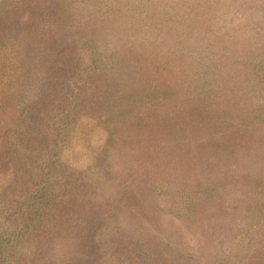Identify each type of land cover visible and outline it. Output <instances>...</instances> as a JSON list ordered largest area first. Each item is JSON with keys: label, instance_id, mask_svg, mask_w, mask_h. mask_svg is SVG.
<instances>
[{"label": "trees", "instance_id": "obj_1", "mask_svg": "<svg viewBox=\"0 0 264 264\" xmlns=\"http://www.w3.org/2000/svg\"><path fill=\"white\" fill-rule=\"evenodd\" d=\"M243 1L6 0L0 12V174L5 176L0 264H58L63 256L55 251L76 242L84 264H112L114 256L116 264H193L158 234L132 235L124 222L115 225L116 237L111 225L105 238L110 209L99 207L103 195L62 156L77 123L86 118L114 125L112 136L125 134L133 148L143 142L155 152L163 136L175 135L170 152L176 147L182 177L175 191L156 184L153 196H172V213L185 225L199 216L211 218L208 208L217 204L216 217L234 223L226 242L235 252L254 250L259 238L255 241L253 231L264 224V172L210 184L195 173L200 161L206 162L205 151L230 155L241 167L239 156L259 154L264 145V108L245 105L236 94L250 77L264 78V59H248L252 49L259 50V33L251 26L264 24V11L251 23L256 1L251 12L242 8ZM91 2L97 7L88 8ZM84 24L91 28L87 33ZM238 24L250 26L244 35L229 29ZM225 36L231 44L239 37L244 43L222 47ZM114 37L124 41L113 42ZM242 53L248 60L240 62L241 74L225 91L216 59L231 62ZM174 63L185 66L177 72ZM125 71L140 83L114 97L113 78ZM186 83L191 96L181 105L188 90L179 86ZM208 83L216 85L209 92ZM233 181L231 187L248 199H234L227 207L226 183ZM102 242L110 251L102 250ZM260 243L251 264H264V240Z\"/></svg>", "mask_w": 264, "mask_h": 264}, {"label": "rangeland", "instance_id": "obj_2", "mask_svg": "<svg viewBox=\"0 0 264 264\" xmlns=\"http://www.w3.org/2000/svg\"><path fill=\"white\" fill-rule=\"evenodd\" d=\"M254 1H256L254 4L258 10L252 11V13H256L257 15H251V23L255 21V17L257 16V19H262L260 13L264 11V7L262 10H260L259 7L264 5V1ZM251 2L252 0L243 1L242 4L244 7L242 8L250 11L252 5H254ZM5 3L6 0H0V12L4 8ZM93 4L95 5V3L91 2L88 8L92 9L97 7L93 6ZM241 21H243V19ZM81 23L83 24V21H81ZM82 27L85 29L84 33H87L86 31L91 29L85 24ZM249 27V25L241 26L238 24L229 29H233L235 34L241 36L245 34V30L247 31ZM251 28L252 30L254 29V32L259 33V40L257 39L258 43L256 44L259 50L255 49L253 51L252 49L248 55V59L260 57L259 60H263L264 24L258 23V28H255V26H251ZM225 39L226 41L222 43V47H231L237 44L241 46L244 43L240 37L236 44H231L228 36H225ZM112 40L113 42L124 41L123 38L118 37H114ZM130 40L135 42L136 38H130ZM162 48L164 50L166 46ZM175 51L178 53H186L185 50L179 51L178 48H176ZM213 52L214 49L210 50L207 55L212 56ZM252 52L257 53L252 54ZM245 53H242L241 57L235 56L231 62H228L227 57H218L216 59L219 70H221V80L224 82L225 91L232 90L231 86H233L236 78L241 74L240 62L248 60H244ZM259 54L260 56H258ZM174 64V71L177 72L181 64L185 66L184 63ZM228 74L231 77L228 76ZM226 77L229 78L224 80ZM155 80L159 81L158 77L155 78ZM113 81L117 83V90L113 92L114 97H118L119 93L122 94L124 91H130L138 87L140 83V79L137 76H131L127 71L116 75ZM188 85L189 83L179 86V90H188L186 96L179 100L181 105H187L189 102L188 98H190L191 95L190 89L187 88ZM215 86V84L212 85L208 83L206 89L209 92L212 91L211 87ZM239 91L240 92L236 93L238 97H241L239 102H243L245 105H249L254 109L264 108V78L262 76L250 77L249 81L241 86ZM138 100H142V97H139ZM173 105L175 106L176 103ZM172 107L173 106H171L170 109H172ZM144 108H147V111L150 110L149 105L147 107L144 105ZM113 127L114 125L110 123H103L96 119H81L77 123L70 140L67 142L62 152L63 158L66 159L71 166L83 170L86 178L93 184H96L97 192L103 195L99 207L110 209L105 219L107 221L106 226L102 230L104 233H107L106 239L109 237L112 230L111 225L113 227V235L116 237L118 235V233H116L118 229L114 228L115 225L119 222H124L122 225L124 227L128 225L132 235H138L139 233H144L146 235H151V233L158 234L167 243L176 247L184 258L187 257L192 259L193 261L191 262L193 264H219L221 261H223L221 264H251L255 260L253 255L259 251L261 247L259 246L261 244L260 242L262 239L264 240V224L263 228H259L256 232L253 231V238H256L255 241L259 238V241L254 245V250L250 252V250H247L248 248L246 246L247 251L244 253L241 252L244 249L235 252V248H232V244L226 242V237L229 236V228L233 227L234 223H224L223 219L216 217L217 204L215 205L214 203L212 207L208 208L210 209L209 213L212 216L211 218L202 220V216H199L198 220L185 225L172 213L170 208L174 202L171 198L172 196L166 195L164 198L158 194L153 196L155 192H152V189L156 184L165 185L167 186L165 187L166 189L175 191L177 188L176 179L182 177L178 169L176 170L180 162L179 158L176 157V147L170 152L171 146L176 145L175 140L177 137L175 135L172 137L163 136L164 142L161 147L155 149L154 152L151 146L148 147L149 149H146L143 142L138 144L139 147L133 148L131 143L126 142L128 138L125 134H123V137L112 136V131H115ZM133 137L135 138V136ZM146 137L147 133L144 131V135H142L141 139L145 140ZM110 142H112V144ZM259 146L261 148L259 152L260 156L257 151L254 153L250 152V156H239V158L243 159H241L240 162L241 167L237 164L238 160H235L230 155L225 156V154H223L221 156L218 152L208 155L205 151L203 154L205 155L206 162L201 163L200 161V166L195 173L200 175L199 179H203L207 184L222 179H240L243 175H251L256 178L264 172V145ZM157 152L161 153L159 154ZM222 157L225 158L226 165L223 166L225 163L223 162L219 163L221 165L219 166L217 162L218 160H222ZM233 163L236 166L234 172L230 169V167L232 168L234 165ZM228 175L232 176L229 177ZM4 177V174H0V183L5 182ZM226 180L224 181L226 182ZM233 183L234 181L226 183L227 190ZM240 186L243 185L240 184ZM234 189L236 190L233 192ZM238 189L239 187L230 188V194L227 195V198H225L223 202L225 206L229 207L234 199L235 201L237 199L242 201L248 199V195L241 193ZM257 201H259V199ZM241 223H244V221L242 220ZM101 244L103 251H107V249L110 251L111 248L108 245L105 247L103 246V242ZM59 249L60 250L57 249L55 251V255L57 257L63 256V259L60 260L58 264H84L83 261L80 260L81 256L77 257L78 252L82 250L79 243L76 242L70 246L64 245L59 247ZM68 251L69 253L71 252L70 258L64 259ZM73 255L76 258H74ZM114 259L115 261L112 262V264H116L115 256Z\"/></svg>", "mask_w": 264, "mask_h": 264}]
</instances>
